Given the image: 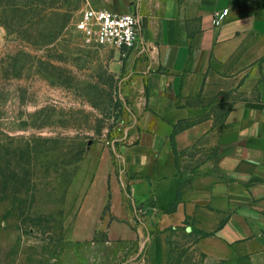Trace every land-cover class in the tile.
<instances>
[{
	"label": "crops",
	"instance_id": "0c3cea01",
	"mask_svg": "<svg viewBox=\"0 0 264 264\" xmlns=\"http://www.w3.org/2000/svg\"><path fill=\"white\" fill-rule=\"evenodd\" d=\"M87 4L140 18L120 51L127 141L103 196L107 244L145 243L159 264L177 232L202 264H264V0Z\"/></svg>",
	"mask_w": 264,
	"mask_h": 264
},
{
	"label": "rangeland",
	"instance_id": "374dc122",
	"mask_svg": "<svg viewBox=\"0 0 264 264\" xmlns=\"http://www.w3.org/2000/svg\"><path fill=\"white\" fill-rule=\"evenodd\" d=\"M87 3L0 0V264H158L145 243L107 244L122 57L77 31ZM189 242L169 233L159 264H202Z\"/></svg>",
	"mask_w": 264,
	"mask_h": 264
},
{
	"label": "built area",
	"instance_id": "2783aa9c",
	"mask_svg": "<svg viewBox=\"0 0 264 264\" xmlns=\"http://www.w3.org/2000/svg\"><path fill=\"white\" fill-rule=\"evenodd\" d=\"M228 15V9L215 12L214 25L222 26ZM76 29L87 43L108 45L119 51L133 50L140 41V18L137 15L96 9L89 4L77 22Z\"/></svg>",
	"mask_w": 264,
	"mask_h": 264
}]
</instances>
